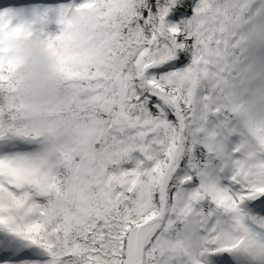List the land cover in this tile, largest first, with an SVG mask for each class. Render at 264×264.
<instances>
[{"label":"snow or ice","instance_id":"obj_1","mask_svg":"<svg viewBox=\"0 0 264 264\" xmlns=\"http://www.w3.org/2000/svg\"><path fill=\"white\" fill-rule=\"evenodd\" d=\"M20 39L65 82L47 121ZM0 264H264V0L0 11Z\"/></svg>","mask_w":264,"mask_h":264},{"label":"clouds","instance_id":"obj_2","mask_svg":"<svg viewBox=\"0 0 264 264\" xmlns=\"http://www.w3.org/2000/svg\"><path fill=\"white\" fill-rule=\"evenodd\" d=\"M13 59L17 62L18 96L40 121L56 116L67 102L65 82L55 70V62L37 41L13 42Z\"/></svg>","mask_w":264,"mask_h":264},{"label":"rangeland","instance_id":"obj_3","mask_svg":"<svg viewBox=\"0 0 264 264\" xmlns=\"http://www.w3.org/2000/svg\"><path fill=\"white\" fill-rule=\"evenodd\" d=\"M9 1L10 0H0V11L5 10V8H11V9H14L17 11H26L27 12V11H30L31 6H33L35 3L38 2V0L37 1L33 0V2H28L31 0H15V2L21 1V4L14 6ZM55 2H62V1L61 0H55ZM50 27H56V26L51 25Z\"/></svg>","mask_w":264,"mask_h":264},{"label":"bare ground","instance_id":"obj_4","mask_svg":"<svg viewBox=\"0 0 264 264\" xmlns=\"http://www.w3.org/2000/svg\"><path fill=\"white\" fill-rule=\"evenodd\" d=\"M34 1H37V0H34ZM62 2L64 1H66V0H61ZM11 4H13L14 6H16V5H18V4H21V1H18V2H15V0H10L9 1ZM28 2H33V0H31V1H28Z\"/></svg>","mask_w":264,"mask_h":264},{"label":"trees","instance_id":"obj_5","mask_svg":"<svg viewBox=\"0 0 264 264\" xmlns=\"http://www.w3.org/2000/svg\"><path fill=\"white\" fill-rule=\"evenodd\" d=\"M49 31H51L53 34H55L57 29H56V27H49Z\"/></svg>","mask_w":264,"mask_h":264}]
</instances>
